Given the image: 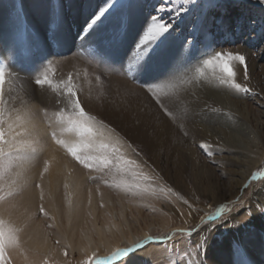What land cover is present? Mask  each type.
Returning <instances> with one entry per match:
<instances>
[{
	"label": "rangeland",
	"instance_id": "obj_1",
	"mask_svg": "<svg viewBox=\"0 0 264 264\" xmlns=\"http://www.w3.org/2000/svg\"><path fill=\"white\" fill-rule=\"evenodd\" d=\"M0 2L3 3V7L6 8L5 12L7 13V16L12 19L15 27H17L19 32L22 33L13 37V47L9 46L7 50L6 48H3V53L0 52V66H5L9 71L8 82L10 83L14 70L19 69L21 72L23 67H25L24 69L27 67L25 65V61L27 59L24 53L26 52L28 56L30 55L27 52V43L32 45L30 37L34 38L37 44L38 37L36 31H38V27L32 24L29 16L27 15L28 8L25 7L24 0H0ZM43 2L48 8L46 16H50L51 19L46 21L45 18L44 25L41 28L45 32V39L52 45V49L54 50L52 51V54L54 56L55 54L60 56L62 54L60 51L61 47L55 44L54 39V33L58 30L60 19L53 17L54 9L58 14H60V12H64L66 16H68L70 13V4L68 0H43ZM104 2L105 0H98L100 5L94 6L91 9V14L87 16V20L83 25L76 26L74 24V19L72 17H68V23H70L71 29L69 31H73L71 33H73L75 41L81 42L85 40V58L88 60H91L92 58L93 54L91 50L95 47V44L88 39L91 35L86 34L84 39H80V35L92 13L99 7H102ZM182 4L183 0H134L132 13L135 11V15H132L133 17L136 15H139L140 17L142 16V22L141 24L139 23L141 33L145 22L149 20L150 16L159 15L162 19L166 20L169 16L174 14L176 8L181 7ZM188 7L192 9L193 5L190 4ZM160 8H163L164 11L159 12ZM169 9H171V11H169ZM201 13L203 14V25L206 28L208 38L212 43L216 44L218 48H223L234 53H240L246 57L248 65V79L245 80L243 75H239L238 73V75L236 74L235 79L237 83H240V81L246 82L240 84H244L243 86L250 88L252 93H255V95H252L251 93H240L227 87L225 91L233 100L245 101L248 104L249 124L253 130L259 134L260 140L257 143L259 144L258 150H254L259 153H264V6H261L259 0H199V5L196 7L195 11L182 14V22L180 23L179 28L174 26V35L171 40L182 44L184 38L189 35V28L196 22ZM237 23L240 25L239 29L236 28ZM53 24H55V27H53ZM60 27L62 30L66 28L64 27V24ZM110 30L111 25H105V31ZM22 37L23 39H21ZM22 42L25 44H22ZM36 49L41 48H34L29 57L32 56V58L40 59L41 56L33 55ZM80 50L81 49L78 51ZM78 53L80 54V52ZM81 54H83V52H81ZM63 55L70 56L68 52ZM192 56L199 57V49L194 50ZM251 60L254 61V64L257 63L253 66V68L252 63H250ZM42 62L46 70L52 71L54 67L49 66V62L44 63V58ZM184 65L189 68L186 70L185 67L184 72L190 70V72H193L198 76L199 73H202L203 77L206 76V73H208L212 81H217L216 74L214 75L213 70L203 64L202 59H192L190 62L185 61ZM239 66L241 67L242 65ZM241 68L243 70V66ZM216 71L218 73L219 70L217 69ZM56 73L57 71H55L53 76H55ZM186 74L187 73H185L184 76H186ZM16 75L19 83H22L25 80L20 77L18 73H16ZM16 75L14 74V76ZM9 83H7L6 86H9ZM218 85L221 87L219 83ZM202 88L209 87L203 84L201 86V89ZM217 97L218 96L214 94L207 97V100L209 98V100H212L210 103L213 102L216 104L215 111H213V114L208 116V119L210 118L209 122L211 126L214 124L215 119L221 116H228L229 120L226 121L229 122H227L229 126L233 124L234 126L236 124L240 125L242 120L239 113L231 109L229 106L222 104V100ZM59 101L60 97L57 96L53 100L54 104H52V106H43L40 111L38 110L37 115H32L37 120L33 126L34 130H32L34 133L39 131L42 134V143L47 141L46 134L50 131L47 124H56L58 119L57 113L63 107V104ZM45 111H47V116L44 115ZM30 130L28 132L26 129L19 130L14 128V131L22 133L21 136L19 135L16 137L17 142L25 145L32 143L29 139L21 141V137L27 135L28 138V136H31ZM65 135L69 134L65 133ZM105 135L110 136L107 131ZM217 141H215V139L203 141V143H209L211 146V156L200 148L199 145L202 142L192 143V148L196 150L195 154L197 155V157H194L195 162H197V171L200 165L201 167L204 166L207 170H209L207 171L208 175L206 177L211 182L220 180L221 182L228 183L217 188L219 189L218 194H221L218 196L221 197L224 194V191L229 189L230 186L235 188L236 195L233 200L228 202H218L216 205L198 196L199 194L197 193H200L201 191H199L198 188L200 184L198 178H196L198 173L195 169H192L191 173H189L186 177H180L177 174V171L173 170L172 167H170V170L168 171V168H165V163H163L164 168L162 169L160 166L152 163L150 160L142 156L143 160H147V165H144L142 160L135 157L131 149H128L126 145L122 148V151L125 152L126 156L137 159V162L141 165L138 171L143 174H147L151 178L149 181L143 182V186L148 187L150 185L151 187H154L156 189L154 194L145 192L141 195H133L131 192L125 191L123 187H116L115 184H113L114 178L117 182L120 179H125L131 183L133 181V177L130 174H115V177L112 174L105 176L104 173H98L85 169L54 143L48 142V147L52 151H57L60 156L70 162L73 166V170H71L70 174L74 175V173H79L80 176H82V189L87 191V194H85V232L87 233L91 231L93 236L92 239L95 241L93 244H96L97 247L101 246L99 242V235L97 234V229H99L98 227L102 230L104 237L106 236L105 242L108 241L111 244L118 242L119 246L117 247L138 243L141 240H145L148 236L157 238L167 237L175 229H199L198 231H194L191 237H181L177 235L167 244L160 240L150 242L144 250L136 254L133 264H172V260L175 259L174 253L180 252L181 249H184L185 247L195 251V245L203 238L204 234H207V252L206 255L202 257L205 264H224L223 260L225 259H219V256L222 255L221 253L229 256L230 260L226 259L230 261V264H264V214H261L256 207L258 203H264V179H257L255 181L251 180L254 173H264V160L255 167L252 175L249 176L247 181L242 186L235 183L232 184L230 179L235 176L233 174L234 166L231 163L232 160L227 159L225 154H223L222 151V153H220L219 150L233 148L232 146L236 145L239 149L245 151L246 153L249 151L246 150V147H242L235 143L228 145L220 139ZM42 155L44 156L42 157ZM47 159L46 154L40 153L36 159H33L31 155H26L24 160L25 162L39 163L42 169L40 172L41 175H39L40 178L39 176L32 178L34 180H32V185L36 187L35 185L39 183L43 189V199H41V189L36 187V189L40 190V195L38 194L40 197L38 196L39 199H37V203L39 202L38 209L36 208L34 212L37 214L36 216H38V220L43 223V226H45L44 228L47 235L53 240L54 245V252L42 253L44 254V257L41 256L42 259H39V262L41 261L39 264H45V261H47V264H83V262L92 255L82 253L77 248L72 249L69 240L66 238V227L68 226L67 217L63 216L57 222L53 217L48 203L50 198L46 195L47 192L41 182V179L43 178L42 176L45 174L43 172V167L45 166V161H47ZM207 178L205 179L206 181L208 180ZM105 181H107V183H105ZM18 183L20 195H18L14 200L0 204V210L5 209L8 211L11 206L14 208H11L12 212L16 210L15 208H19L18 203L20 200H23L22 198H25L27 187L22 186L20 181ZM245 184H248L249 186L245 188ZM23 188L24 192L22 191ZM180 188H182L183 191H180ZM86 195L88 196L86 197ZM63 196L65 199L63 202V208H69L66 195ZM222 197L229 198L230 196L225 195V197ZM19 198L21 199L18 200ZM184 200H187L188 203L191 204V209L188 204L184 203ZM91 204L97 207V210H99L98 212H102H97L99 214L100 222L102 221L101 223L99 220L96 222L95 216L92 212L93 205ZM222 204L228 205V208L225 209L224 218L218 220L211 231H206L209 225L205 222L208 221L209 215L215 214L216 209ZM41 205L43 206L44 212L40 211ZM249 208L252 209V215L245 216V213ZM229 209H232L230 213ZM44 213H47V215ZM229 219L234 221L232 226H224L225 222ZM5 221L7 222V220ZM94 222H96V224ZM15 227L17 229H22V227ZM23 231L20 233V241L23 237ZM135 238H138V240ZM130 239H132L131 242L126 244L125 240ZM57 241L59 243H57ZM171 245H175V247L173 248ZM22 246L23 244H20L19 249L15 250L16 252L13 251L11 253L13 264H18V257L21 252L24 254H21V257L25 258L24 262L26 264H28V261L26 260L27 258L35 255V252L39 253L26 246H23L22 248ZM237 246H239L238 249ZM102 247L104 250L103 254H95L96 257L104 258L110 256L114 249L117 248L114 247V249L108 250L107 246L102 245ZM28 249H30L31 252H29L30 250L28 251ZM59 252L63 253L62 257H60ZM65 252H67V255H65ZM25 263L22 261V264ZM29 264H32V262L30 261Z\"/></svg>",
	"mask_w": 264,
	"mask_h": 264
},
{
	"label": "bare ground",
	"instance_id": "obj_2",
	"mask_svg": "<svg viewBox=\"0 0 264 264\" xmlns=\"http://www.w3.org/2000/svg\"><path fill=\"white\" fill-rule=\"evenodd\" d=\"M68 1L70 4V13L68 16H66L64 12H60L58 16L55 14L54 16L52 15L60 19L58 30L54 33V39L55 44L61 47L60 51L62 53L60 56L56 54L54 56L52 54V51H54L52 45L45 39V32L41 28L44 25L45 18L46 21L51 19L50 16H46L48 8L45 6L43 0H24V5L28 8L27 15L32 24L38 27L36 34L39 39H37L36 44V40L30 37L32 45L27 43V52L31 55V51L36 47L44 49L48 57L52 55L50 57L49 66L54 68L52 71L46 70L42 62L43 57L35 59L32 58V56L29 57L30 55H26V69L23 67L21 72L19 69L14 70L13 76H11L12 79L11 81L9 79L10 83L8 82L9 86L7 85L5 87V99L8 102L7 108L11 109L9 115L11 116L13 127L19 130L26 129L28 132L31 129V136L27 138V135H25L21 137L22 140H20L25 141V139H29V141L32 142L36 139L33 126L37 120L32 115H37L38 110L40 111L43 106H52V104H54L53 100L58 96V94L47 85L43 88H39L34 83L37 75L46 73L49 79L54 82H62L71 75L73 82L79 90L78 95L85 111L94 115L98 120H103L110 125L111 128H115L116 132H118L121 137L134 144V146L141 151L144 158L160 166L162 169L164 168L163 163H165V168H168V171L170 167H172L173 170L177 171L180 177H186L191 173L192 169L197 171V162H195L194 159L197 155L195 154L196 150L192 148L193 142L199 143L209 139H215V141L220 139L228 145L235 143L242 147H246V150L249 151L247 153L239 149L236 145H233V148L219 150L220 153L223 152V154H225L227 159L232 160L231 163L234 166L233 174L235 176L230 179L231 183L242 186L249 176L252 175L255 167L264 160V153L256 151L259 147V144H257L260 141L259 134L254 131L249 124L248 104L245 101H235L230 98L225 91L226 87H219L217 81H212L208 73L203 77L202 73H199L198 76L190 72V70L184 72L185 67L186 70L189 69L184 65L185 62L181 65L176 64V56L180 51L181 43H177L170 39L167 46L153 58V75L158 77L163 76L170 70L173 71L174 74L168 79L162 80L159 89L153 88L152 91L157 92V94L163 98L165 105L170 111L176 114L183 113V118L173 120L156 104L149 93L144 91L139 85L132 83L130 79H125L123 75L111 73L109 69L95 60L93 55L91 60L85 58V40L81 42L75 41L73 33H71L73 31H69L71 29L70 23H68V17L74 19V24L76 26L83 25L87 20V16L91 14V9L100 4L98 0ZM5 9L3 3L0 2V52L2 53L3 48L7 50L9 46L13 47V37L21 33L17 27H15L12 19L7 16ZM132 14L135 15V11ZM133 18L132 34L120 49L121 57L126 54L128 49L135 42L134 38L140 33V24L143 18L139 15ZM62 24L66 27L64 30L60 27ZM21 39H23V37ZM88 39L91 42H95L97 36L96 34H91ZM22 44L25 43L22 42ZM79 49L82 51H78ZM67 52L70 56L63 55ZM78 52H80V54ZM81 52H83V54H81ZM250 63H252V68L257 64H254L252 60ZM241 67L236 64V74L243 75ZM55 71H57V73L53 76ZM16 73L25 79L22 83L17 81L18 78ZM185 73H187L186 76H184ZM14 74L16 76H14ZM243 82L240 81V83ZM203 84L207 85L209 88L201 89ZM211 94L218 96L217 98L222 100V104L229 106L239 113L242 120L240 125L236 124L234 126L233 124L229 126L227 124L228 121H226L229 120L228 116H221L216 118L214 124L211 126L208 116L213 114V111L216 109V104L213 102L210 103V101H212L209 100L210 98L207 100V97ZM169 97H175L176 99L172 101L168 99ZM109 135L111 136L114 134L109 132ZM21 151L25 152L28 156L31 155L30 149L26 147L21 149ZM42 153L46 154L48 158V172L43 174L41 182L47 192L46 195L50 198L48 203L54 219L58 222L61 217H67L68 226L66 227V238L69 240L72 249L77 248L82 253L88 255H93V253L101 255L104 251L102 245L107 246L108 250H112L114 247L119 246L118 242L113 244L108 241L105 242L106 236L104 237L100 227L97 229V234L99 235L101 246L97 247L96 244H93L95 241L92 239L93 236L91 231L85 232V194H87V191L82 189V176H80L79 173H74V175L70 174L71 170H73V166L69 161L60 156L57 151H52L47 147V150ZM43 156L44 155H42V157ZM18 170H22L23 172L20 184L27 187L25 198H22V201L20 200L21 198L18 199L20 200V202L18 201V209L15 208L16 210L11 212V208L13 207L10 206V210L1 209L0 211L7 222L10 221L18 228L22 227V230L24 229L20 244L39 252H35V255L26 259L28 264L30 261L32 264H39L41 262H39V259H42L41 256L44 255L42 253L54 252L53 240L47 235L44 228L45 226L38 220V216H36L37 214L34 212L36 208L38 209L39 202L37 203V199L40 197V190L32 185V178L41 175L40 172L42 169L39 163H30L27 161L23 163L22 169ZM207 171L209 170L204 166L201 167L200 165V167H198L196 178H198L200 184L198 188L199 191H201L197 193L199 194L198 196L215 205L216 203L218 204V202L233 200L236 195L235 188L230 186L229 189L224 191L222 196L225 197V195H228L230 196L229 198L219 197L221 194H218L219 189L217 188L228 183L221 182L220 180L211 182L206 177L208 175ZM206 178L208 179L207 181L205 180ZM181 190L182 188H180V191ZM22 191L24 192V188ZM63 195H66L69 208H63V202L65 201ZM87 196L88 195H86V197ZM98 211L97 207L93 205L92 212L96 222L98 220L100 222L98 213H102ZM96 222L94 223L96 224ZM135 239L138 240V238ZM131 240L132 239L125 240L126 244L130 243ZM30 249H28V251ZM29 252H31V250ZM21 254H23V252H21ZM21 254H18V264H22V261L25 263V258L21 257ZM221 254L219 259H225L223 263L228 264L230 262L229 256L227 254ZM59 255L62 257L63 253L59 252Z\"/></svg>",
	"mask_w": 264,
	"mask_h": 264
},
{
	"label": "snow or ice",
	"instance_id": "obj_3",
	"mask_svg": "<svg viewBox=\"0 0 264 264\" xmlns=\"http://www.w3.org/2000/svg\"><path fill=\"white\" fill-rule=\"evenodd\" d=\"M259 3L264 6V0H259ZM190 4L193 5L192 9L188 7ZM198 5L199 0H183L182 6L176 8L174 14L166 20L159 15L150 16L149 20L145 22L142 32L134 38L135 42L121 57L120 49L132 34L134 0H105L104 5L90 16L80 39H84L86 34H96L95 47L91 50L93 58L109 69L111 73L123 75L125 79H130L132 83L143 88L165 114L173 120L181 119L183 113L176 114L170 111L163 98L157 92L152 91L153 88L159 89L160 82L171 77L174 74L173 71L170 70L163 76H154L152 62L153 58L167 46L174 35V26L179 28L182 22V14L195 11ZM163 11V8L159 9V12ZM54 14L58 16L55 9ZM202 21L203 14L201 13L196 22L189 28V35L184 38L181 44L180 51L176 56V64L181 65L185 61L202 59L203 64L210 67L216 74L217 82L221 86L234 89L240 93L255 95L250 88L237 83L235 79L237 63L243 66L244 79H248V65L245 55L218 48L216 44L209 40ZM105 25H111V30L105 31ZM239 26V23H237L236 28L239 29ZM53 27H55V24H53ZM196 49H199V57L192 56L193 51ZM24 54L27 55L26 52ZM33 55L43 57L44 63L50 61V57L42 48L36 49ZM217 69L219 70L218 73ZM8 75L7 68L0 66V204L14 200L20 195L18 182L23 176V172L17 169H22L27 155L21 149L25 147L30 149L31 157L34 159L47 150L48 142L54 143L63 149L67 155L71 156L85 169L104 173L105 176L112 174L115 177V174H130L133 177L131 183L125 179H120L117 182L114 178L113 184L116 187H123L125 191L131 192L133 195H141L145 192L155 193L156 189L154 187L150 185L148 187L143 186V182H147L151 178L147 174L138 171L141 165L137 162V159L126 156L122 148L126 145L135 157L140 158L143 164L147 165V160H143L141 151L134 147L131 142L121 137L115 128H111L103 120H98L94 115L85 111L78 95L79 90L71 75L62 82L50 80L46 73L37 75L34 83L39 88L47 85L55 91L60 97L59 102L63 104V107L57 113L56 124H47L50 129L46 134L47 141L42 143V134L36 131V139L32 143L25 145L17 142L16 137L22 133L14 131L9 115L11 109L7 108L8 102L5 99V86L8 83ZM168 99L174 101L176 98L169 97ZM44 115L47 116V111L44 112ZM106 131L114 135L106 136ZM65 133L69 135H65ZM199 146L209 156L212 155L211 146L208 143L202 142ZM43 172H48L47 161H45ZM257 179H264V173H254L251 180L255 181ZM35 186L41 189V199H43L41 185L37 183ZM248 186V184H245L244 187L247 188ZM184 203L188 204L190 209L192 208L187 200H184ZM256 207L261 214H264V203H258ZM226 208H228V205L222 204L216 209L215 214L209 215L208 221L205 222L209 225L206 231H211L216 222L224 218ZM40 211L44 212L42 205ZM231 211L232 209H229V213ZM44 214L47 215V213ZM250 215H252L251 208L245 213V216ZM233 223L234 221L229 219L224 226H232ZM198 230L180 228L175 229L167 237L148 236L138 243L117 247L110 256L104 258L96 257L93 253L83 264H133L136 254L144 250L150 242L160 240L167 244L177 235L191 237L194 231ZM22 231V229H17L10 221L6 222L3 216L0 215V264H13L11 253L19 249L21 243L20 233ZM57 243L59 242L57 241ZM171 246L175 247V245ZM238 248L239 246H237ZM206 252L207 234H204L203 238L195 245V251L185 247L180 252L174 253L175 259L172 260V264H205L202 257L206 255ZM65 255H67V252H65ZM45 264H47V261H45Z\"/></svg>",
	"mask_w": 264,
	"mask_h": 264
}]
</instances>
